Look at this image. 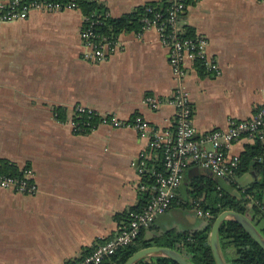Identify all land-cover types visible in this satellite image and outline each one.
Listing matches in <instances>:
<instances>
[{"label":"crops","instance_id":"1","mask_svg":"<svg viewBox=\"0 0 264 264\" xmlns=\"http://www.w3.org/2000/svg\"><path fill=\"white\" fill-rule=\"evenodd\" d=\"M96 1L117 19L159 0ZM186 5L184 33L206 38L207 55L219 69L218 75H200L187 61L183 85L197 138L248 121L264 107V0ZM83 27V14L71 8L32 9L24 19L0 23V161L28 171L37 186L34 194L0 187V264H75L126 228L129 222H116V215L131 218L142 195L143 209L154 191L142 175L144 166L158 163L148 139L130 127L103 123L81 134L73 126L74 110L86 107L120 123L141 116L173 133L176 111L169 99L177 83L169 49L154 28L122 32L98 60L81 38ZM253 143L243 137L227 154L239 158ZM201 178L229 185L190 167L175 205L153 221L148 237L204 226L188 195L189 185ZM257 178L251 171L232 179L245 187Z\"/></svg>","mask_w":264,"mask_h":264},{"label":"built area","instance_id":"2","mask_svg":"<svg viewBox=\"0 0 264 264\" xmlns=\"http://www.w3.org/2000/svg\"><path fill=\"white\" fill-rule=\"evenodd\" d=\"M188 0H167L168 8L164 13L148 9L152 17L143 19V30L154 28L159 33L160 41L169 49V63L177 86L169 103L175 108L176 118L174 132L158 130L152 127L141 116H137L130 123L117 122L115 118L99 117L103 124L127 126L134 129L141 138L148 139V147L156 156L162 155L163 171L148 169L142 170V175L151 176L155 180L153 194L141 212L134 214L127 227L120 230L111 239L99 243L94 251L75 264H103L110 259L120 247L132 243L142 229L148 228L153 221L164 214L177 198L178 189L184 181L185 173L190 167L208 170L221 179L232 178L238 169L239 158L227 154L230 147L241 138H263L264 107H262L248 121L231 122L225 131L216 130L202 137H195L192 126V110L189 96L183 85L187 61L194 65L200 62L205 71L218 75L216 62L207 55V40L202 36L193 38L184 37L180 25V18L186 11ZM64 8L77 9L74 1L66 5L41 1L22 5L21 0H0V23L13 22L24 19L32 9L61 10ZM84 17V24L87 22ZM90 27H83L81 38L85 44L93 49V57L98 60L105 59L107 48H113L116 42H95ZM146 102L153 108L158 107V101L148 97ZM74 128L80 131L81 126L77 118L83 115L97 116L89 108L77 107L74 110ZM145 157V156H144ZM0 187L12 188L22 193L34 194L37 186L30 181L28 171H24L22 178L0 175ZM145 188V186H142ZM196 213L200 218H211L208 212H203L196 204Z\"/></svg>","mask_w":264,"mask_h":264},{"label":"trees","instance_id":"3","mask_svg":"<svg viewBox=\"0 0 264 264\" xmlns=\"http://www.w3.org/2000/svg\"><path fill=\"white\" fill-rule=\"evenodd\" d=\"M48 1L66 5L74 1L77 9L87 18L84 24L90 27L95 34V42H115L118 35L122 32H136L143 30V19L152 17V13L147 10L152 8L154 11L164 13L168 8L167 0L148 3L140 6L134 12L123 17L113 19L107 15L104 6L96 0H21L22 5L27 6L31 3ZM187 38H193L191 30L184 35ZM200 75L207 73L200 62L195 63ZM60 113V112H59ZM61 114H59V118ZM81 126V134H87L95 129L100 119L97 116L83 115L76 119ZM158 163L148 164V169L163 171L162 155L157 156ZM154 167V168H152ZM253 171L258 178L245 187H239L233 182L234 177ZM22 171L15 165L6 161H0V175L7 177L22 178ZM146 184L155 185V180L151 173L145 175ZM234 177L229 178L226 182L228 187L220 183H215L208 178L195 180L189 185L188 195L191 207L195 208L196 204L203 212H208L211 216L209 219L201 218L204 226L196 231H177L175 229H165L151 237L147 236V230L151 225L142 229L137 238L128 246L120 247L115 254L106 259L103 264H125L126 261L137 251L148 247H165L177 250L186 257L192 264H215L211 253L208 237L215 218L223 211L230 210L242 215L251 213L252 222L264 237V205L262 202L264 193V128L263 138L254 139V143L246 147L245 151L239 157V166ZM182 185V184H181ZM181 187V186H180ZM180 189V188H179ZM178 189V191H179ZM151 192L146 199L152 196ZM172 202L169 209L175 205ZM145 195H142L140 206L137 207L139 212L145 204ZM188 202L184 206L187 207ZM189 206V207H190ZM168 209V210H169ZM167 210V211H168ZM166 211V212H167ZM165 212V213H166ZM164 213V214H165ZM162 214V215H164ZM161 215V216H162ZM126 214L116 215V222H129ZM129 220V221H128ZM219 248L226 257L228 264H264V251L251 239V237L235 222H224L219 232ZM233 250V257H229L227 252ZM227 255V256H226ZM137 264H176L173 261L163 257H153L142 260Z\"/></svg>","mask_w":264,"mask_h":264},{"label":"water","instance_id":"4","mask_svg":"<svg viewBox=\"0 0 264 264\" xmlns=\"http://www.w3.org/2000/svg\"><path fill=\"white\" fill-rule=\"evenodd\" d=\"M198 171V169H197ZM227 221L237 223L251 239L264 251V237L259 233L258 229L247 215H242L234 211L226 210L221 212L214 220L211 227L208 242L215 264H228L224 258V254L219 248V232L222 224ZM163 257L173 261L176 264H192L177 250L165 247H148L135 252L125 264H137L138 262L152 258Z\"/></svg>","mask_w":264,"mask_h":264},{"label":"rangeland","instance_id":"5","mask_svg":"<svg viewBox=\"0 0 264 264\" xmlns=\"http://www.w3.org/2000/svg\"><path fill=\"white\" fill-rule=\"evenodd\" d=\"M243 180V178L241 179V181Z\"/></svg>","mask_w":264,"mask_h":264}]
</instances>
